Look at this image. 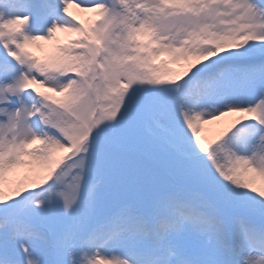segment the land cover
Instances as JSON below:
<instances>
[{
    "label": "snow or ice",
    "instance_id": "1",
    "mask_svg": "<svg viewBox=\"0 0 264 264\" xmlns=\"http://www.w3.org/2000/svg\"><path fill=\"white\" fill-rule=\"evenodd\" d=\"M0 264H264V0H0Z\"/></svg>",
    "mask_w": 264,
    "mask_h": 264
},
{
    "label": "rangeland",
    "instance_id": "2",
    "mask_svg": "<svg viewBox=\"0 0 264 264\" xmlns=\"http://www.w3.org/2000/svg\"><path fill=\"white\" fill-rule=\"evenodd\" d=\"M33 50L36 51L38 55L40 54L39 51H38L37 49H33Z\"/></svg>",
    "mask_w": 264,
    "mask_h": 264
},
{
    "label": "bare ground",
    "instance_id": "3",
    "mask_svg": "<svg viewBox=\"0 0 264 264\" xmlns=\"http://www.w3.org/2000/svg\"><path fill=\"white\" fill-rule=\"evenodd\" d=\"M75 11V10H74Z\"/></svg>",
    "mask_w": 264,
    "mask_h": 264
}]
</instances>
